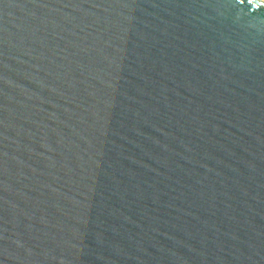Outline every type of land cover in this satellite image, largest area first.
<instances>
[{"label":"water","instance_id":"95a60500","mask_svg":"<svg viewBox=\"0 0 264 264\" xmlns=\"http://www.w3.org/2000/svg\"><path fill=\"white\" fill-rule=\"evenodd\" d=\"M0 264H264V0H0Z\"/></svg>","mask_w":264,"mask_h":264}]
</instances>
